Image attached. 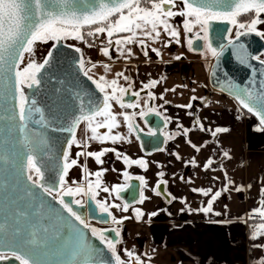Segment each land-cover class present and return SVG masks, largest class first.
I'll list each match as a JSON object with an SVG mask.
<instances>
[{
  "label": "crops",
  "instance_id": "crops-1",
  "mask_svg": "<svg viewBox=\"0 0 264 264\" xmlns=\"http://www.w3.org/2000/svg\"><path fill=\"white\" fill-rule=\"evenodd\" d=\"M169 23L180 32V43L165 46L171 37L162 31L158 40L146 39L147 56L144 55L145 47L138 43L123 45L122 51L112 45L106 56L101 49L107 46L66 38L68 43L81 49L84 70L93 80L104 76L110 81L122 72L129 79L118 78L119 85L127 87L131 84L133 91L140 92L134 101L139 102V108H121L112 102L114 112L138 114L141 108L146 112L151 106L168 119H165L163 129V147L148 153L143 151L135 131L129 132L122 117H118L119 127L113 129V134L119 133L124 139L116 142L89 140L91 133L82 122L79 126H83V133L78 144L69 150V159H77L78 163L69 169L65 179L87 189V173L106 169L101 177V188L96 189V200L121 205L110 211L117 219H122L121 224H112L120 231L116 252L125 262H129L127 251H132L141 257L143 264H256L264 257V248L254 245H264V236L253 240L251 235L254 226L264 221L258 216L250 219L249 214L264 200L261 192L264 189V131L256 130L260 126L258 120L233 97L209 85V64L203 59L205 56L189 49L179 19L171 18ZM257 29L264 31V27ZM128 48H131V55ZM153 48L160 54L153 52ZM177 56L181 58L177 60ZM261 57L264 59V52ZM152 80L159 83L143 89V85ZM149 91L154 99H149ZM189 103L191 108L182 107ZM197 122L204 125V131ZM137 124L149 131L144 123ZM184 128L189 129L186 135ZM216 128L228 131L213 137L211 132ZM192 145L200 150L196 151ZM105 148L115 149L102 156L107 162L114 163L113 166L101 167L94 157L86 154ZM225 151L228 157L223 155ZM77 152L85 154L77 157ZM116 153L120 154L119 158ZM124 156L130 160L143 159L147 167L126 165ZM209 159L213 163L205 169ZM124 172L129 176H142L146 181V186L140 183V192L146 199L141 203L139 197L128 205V211L122 210L125 203L115 193L102 191V187L111 189L114 185L127 183ZM89 179L94 185L95 176ZM161 180L167 181L164 186L168 199L154 191ZM194 188L212 191L204 196L192 191ZM237 188L242 190L236 191ZM217 191L221 195L213 202L212 211H198L207 206ZM137 208L143 214L139 219L134 211ZM153 213L156 215H151Z\"/></svg>",
  "mask_w": 264,
  "mask_h": 264
},
{
  "label": "snow or ice",
  "instance_id": "snow-or-ice-1",
  "mask_svg": "<svg viewBox=\"0 0 264 264\" xmlns=\"http://www.w3.org/2000/svg\"><path fill=\"white\" fill-rule=\"evenodd\" d=\"M178 0H0V78H6L9 82V92L14 89L13 98L16 101L15 107L18 112L14 111L8 119L19 120V131L26 133L28 128V121L31 120L33 113H39L40 119L36 121L37 124H43L47 126L49 121L44 115V110L37 106L36 99L29 100L25 89L36 88L42 84L45 72L48 66L52 62L53 50H49L46 57L42 61L37 62L35 59H31L34 56V45L37 42H47L48 40L55 41L56 44L66 38H73L76 40H85V34L82 29L85 26H93V30L87 32V36H96L101 33H106L108 37V46L103 47L101 51L104 55H109V48L112 45L117 47V50L122 51V46L126 44L138 43L141 47H145L147 40H158L163 31L171 40L165 42V46L175 42L180 43V32L177 27L170 24L169 20L176 16L184 17L183 28L186 33H193V30L199 28V31L195 33V38L207 39L209 28L213 22L227 21L230 24L236 26L237 39L242 35L249 33H255L257 36L264 38V31L257 29L258 24H264V19H261V14H264V0H179L182 4V8L178 11H174ZM147 5V6H142ZM254 13L252 18L248 22H238V17L242 14ZM112 17H116L115 20ZM245 30V31H241ZM231 32V28L228 29ZM203 32V37L200 33ZM123 34V35H121ZM116 35L115 40L112 37ZM87 42V41H85ZM231 43V41H229ZM56 44L53 45V49L56 48ZM189 49H193L194 39L189 37L187 40ZM91 47V45H89ZM212 55H219L215 48L208 46ZM157 55L159 50L156 48L151 49ZM222 50V48H221ZM75 51L79 53L80 48H75ZM129 55H131V48L127 49ZM25 54H28L30 58L25 64ZM123 54V52H122ZM144 55L147 56L148 52L145 47ZM181 57L177 56L179 60ZM254 59L258 60L260 64L264 65V60L260 59L257 55ZM21 65H24L21 67ZM79 66L84 69L85 61L83 58L79 60ZM95 67V65H93ZM107 65L105 68L107 69ZM88 79L92 80V77L88 75V71L84 72ZM117 79L106 80L104 76H100L99 80H93L95 87L100 93H103V99L98 104H93L91 100L88 105L85 106L83 100H81L80 115L76 116L70 126L66 129L71 133V139L67 141V147L70 150L74 144H78L76 140L75 130L81 122L86 124L87 129L91 135L89 140H96L100 142L112 141L116 142L124 139L119 133L113 134V129L119 127L118 117H122L127 123L129 132L136 129L134 125V117L136 113L129 114L128 112L116 113L113 111L112 102L119 104L121 108H139V102L125 103L123 96L128 93L132 85L129 84L127 88L120 86L118 78L122 77L124 80H128L129 77L125 76L122 72L117 73ZM159 83L157 80H152L148 84L143 85V89L149 87H155ZM108 89H111L109 92ZM142 89V90H143ZM244 93L243 98L241 95H237V99L240 104L243 105L250 113H254L259 117V127L257 131H264V95L253 96V93L247 90H240ZM132 96L139 98L140 92H132ZM149 99H154L152 92H148ZM162 98V97H161ZM192 99H195L193 97ZM167 103V101H165ZM147 104V101H145ZM191 108L192 104L189 103L186 106ZM87 108V110H85ZM154 108H148L147 113L141 108L138 113L139 116L144 117L148 113L154 112ZM3 119V117H0ZM166 120L168 118H165ZM198 123V122H197ZM201 131H204V125L199 124ZM106 129V132L101 133L100 129ZM189 129L184 128L183 132L186 135ZM228 131L226 128H216L211 132L215 137L217 133ZM155 135V133H151ZM169 139L172 137L169 136ZM25 143H30L25 135ZM196 151L200 149L196 145H192ZM115 152V149L105 148L100 152H87L90 157H94L97 163L102 164L101 157L106 152ZM83 152H77L76 156L80 157L84 155ZM119 158L120 154L116 153ZM223 155L228 157V152H224ZM179 158V157H177ZM126 165L138 164L143 168L147 167L146 161L143 159L130 160L127 156L123 157ZM77 159H69V151L63 152V163L60 169L59 175V188L58 192L59 203L62 205L71 217H74L76 221H79L84 228H89L90 225L86 223L85 219L78 214L72 207L71 203L64 200V196H74L76 194L83 193L90 196L92 201H95L100 213L107 214L111 217L114 224H121L122 219H117L112 215L110 208H121L120 204H109L107 201L96 200V189L101 188V177L103 171H97L95 173H87L85 179L87 180V190L81 186L75 188L65 187V177L68 175V171L74 165H77ZM195 164V160L192 161ZM213 161L209 159L205 163V169L209 168ZM27 169L29 174L27 180L33 185L41 188L48 195H52L55 190V186H46L44 181V172L41 167L37 166L36 157L33 155L27 156ZM95 176V182L89 179L91 176ZM126 180L131 179L127 172L123 174ZM162 177L163 173H159ZM227 175V174H225ZM141 185L146 186L144 177H136ZM167 181L161 180L157 183L154 191L157 195H161L160 184H166ZM231 183V181H229ZM129 187L127 183L121 185H114L111 189L109 187H102V191L105 193H115L117 197H120L121 193ZM251 187V185H249ZM227 190V187L224 189ZM241 188H237L236 191H241ZM194 192H200L204 196H208L212 191L211 189H192ZM264 195V189L261 190ZM221 195L220 191L215 192L207 202V206L198 211L209 213L212 211L213 202ZM146 199L143 192H140V202ZM72 203L81 205V200H74ZM128 204L125 203L122 206L123 211H128ZM95 211V210H94ZM137 213V219L143 215L140 209H134ZM219 215V213H216ZM151 215H156L155 213ZM258 216L264 221V200L260 202V206L253 209L249 214V218ZM123 219H127L124 217ZM106 222V221H105ZM2 228V225H0ZM33 231L30 233L31 239H25L24 236H18L14 245H5L8 252L0 251V261L14 259L19 264H36L34 256L37 253V248L31 247V245H38L41 242H46L44 237L41 236V232H47V229L37 228L33 226ZM19 231V230H17ZM77 235L79 239L83 240V233L78 229ZM107 229L91 228L93 236H98L100 241L106 244L107 248L111 250L112 255L115 258V264H125V261L116 252V245L120 243L119 240H113L107 238L105 233ZM116 236H120L118 228L112 229ZM264 236V222L254 226V230L251 235V239L256 240L259 237ZM256 248H264V245H254ZM81 250L86 253L83 257L85 264L90 258L87 253L91 249L87 245L81 244ZM129 257V264H143L141 257L135 255L132 251H127ZM256 264H264V257L258 259Z\"/></svg>",
  "mask_w": 264,
  "mask_h": 264
},
{
  "label": "water",
  "instance_id": "water-1",
  "mask_svg": "<svg viewBox=\"0 0 264 264\" xmlns=\"http://www.w3.org/2000/svg\"><path fill=\"white\" fill-rule=\"evenodd\" d=\"M230 26L229 22L222 21L219 27L209 28L208 46L215 48L219 55H213L209 64L208 83L213 89L233 97L250 113L240 104L237 95L243 98L244 93L240 92L242 89L253 93L254 97L264 95V65L254 59L259 55L260 59L264 60L261 58L264 52V38L255 33L242 35L238 39L235 34L229 38L227 33ZM54 44L55 41L48 48V51L53 50V58L42 84L38 90L25 89L29 100L36 99L37 106L44 110V115L49 121L47 126L37 124L40 114L33 113L31 120L27 122L26 133L19 131L18 117L16 120L8 119L14 111L18 112L13 98L14 89L10 93L7 79L0 78V117H3L0 119V251L7 253L5 245H14L18 236L31 239L30 233L34 230L33 226H36L47 229V232L40 234L46 242L31 245L38 249L34 256L36 264H85L83 257L86 253L81 250V244L91 249L87 253L90 258L86 264H115L111 250L98 236L91 233V222L106 226L111 224V217L100 213L90 196L82 193L84 197L81 205L72 203L76 195L64 196V200L71 203L73 209L90 225L89 228H84L59 203V175L63 152L67 150V141L71 139V133L66 129L71 121L80 115L81 100L85 106L90 100L93 104H98L104 94L95 87L93 79L90 80L84 75L85 70L79 66L81 53L75 51L77 47L66 39L56 44L55 49ZM201 49V45H194L192 50L199 52ZM135 98L132 96L124 101L132 102ZM250 114L259 122L258 116ZM142 119L149 131L143 130L133 122L143 151L148 153L162 148L165 141L164 117L154 111ZM153 132L155 135L151 134ZM25 135L30 143L24 142ZM28 155L36 157L37 166L44 172L45 185L55 186L52 195L27 180ZM130 177L131 179L127 180L129 187L120 195L128 205L135 203L140 197V181L136 176ZM160 191L166 199L169 198L164 184H160ZM114 228L110 225L101 229L108 230L105 233L107 238L118 240L119 237L112 231ZM77 229L83 233L82 241L77 235ZM0 264L19 262L9 259L0 261Z\"/></svg>",
  "mask_w": 264,
  "mask_h": 264
},
{
  "label": "flooded vegetation",
  "instance_id": "flooded-vegetation-1",
  "mask_svg": "<svg viewBox=\"0 0 264 264\" xmlns=\"http://www.w3.org/2000/svg\"><path fill=\"white\" fill-rule=\"evenodd\" d=\"M142 6H147V5H142ZM183 6H182V4H180L179 3V0H178V2H177V4H176V7H175V9H174V11H178V10H180L181 8H182ZM173 18H175V19H179L182 23H183V20H184V17H181V16H176V17H173ZM239 18V17H238ZM237 18V19H238ZM221 22L222 21H218V22H213L212 24H211V28H213V27H219V25L221 24ZM241 22H243V21H241ZM230 28H231V32H229L228 31V33H227V37H232V36H234L235 34H236V32H233V29L235 28V26L234 25H232L231 24V26H230ZM184 29V28H183ZM197 31H199V28H196V29H194L193 30V33H186L185 31H184V34H185V39H186V42H187V40H188V38L189 37H192L193 39H194V45H201V47H202V49L199 51V52H197V53H203V54H206V55H212V53H211V51L209 50V47H208V36H209V32H208V36H207V39H196L195 38V33L197 32ZM237 31V30H236ZM233 32V33H232ZM103 35H106V33H103ZM200 35H201V37H203V32H201L200 33ZM107 36V35H106ZM188 45V44H187ZM190 50H192V49H190ZM193 51V50H192ZM195 52V51H194ZM213 56V55H212ZM210 64V63H209ZM125 88H127V87H125ZM132 92H135V91H133L132 90V87H131V89H129V91H128V93L127 94H125L124 96H123V99H129V98H131L132 97V95H131V93ZM137 98V97H136ZM135 98V99H136ZM135 99L132 101V102H134L135 101ZM125 103H128V102H125ZM149 108H152L151 106H149ZM147 112V111H146ZM134 122L135 123H144L143 122V119H142V117L141 116H139L138 114L137 115H135V117H134ZM145 125V124H144ZM128 182V181H127ZM75 200H83V194L81 193V194H76V196H75ZM111 226H114L115 228H117L115 225H113L112 224V222H111V224H110ZM110 225H106V226H110ZM91 226H92V228L94 227V228H97V229H101V228H104V227H106V226H101V225H99V224H96V223H93V222H91ZM118 240H120V236H119V239ZM118 244V243H117Z\"/></svg>",
  "mask_w": 264,
  "mask_h": 264
},
{
  "label": "rangeland",
  "instance_id": "rangeland-1",
  "mask_svg": "<svg viewBox=\"0 0 264 264\" xmlns=\"http://www.w3.org/2000/svg\"><path fill=\"white\" fill-rule=\"evenodd\" d=\"M113 20H115L116 19V17H113L112 18ZM261 19H264V14H261ZM256 27H258V28H260V27H264V24H258ZM236 26H235V28L233 29V32H236ZM232 32V33H233ZM107 38V36L105 35V36H101V34H99V36L96 38V40H95V42L96 43H98L99 44V42H100V40H102V39H106ZM69 40L70 39H72V38H68ZM54 41H52V40H48L47 42H37L35 45H34V56L33 57H31V59H35L37 62H40V61H42V59L44 58V56H45V54L47 53V51H48V48H49V46L53 43ZM201 55L202 56H205V58H203V59H205V60H207L206 61V63H210V61L212 60V58H213V56L212 55H206V54H203V53H201ZM262 58V57H261ZM30 58L28 57V54H25V64L28 62V60H29ZM24 65H21V67H23ZM83 126L81 125V126H79L78 127V129H77V131H76V140L78 141V139L81 137V135H82V133H83ZM73 146H75V144L73 145ZM72 146V147H73ZM68 151H69V149H68ZM101 160L103 161V163L101 164V167L102 166H106L107 167V165L108 166H113L114 165V163H110V162H107L103 157H101ZM66 180V185H65V187H72V188H75V187H77V186H79V185H77V184H71L68 180H67V178L65 179ZM83 197H84V195H83Z\"/></svg>",
  "mask_w": 264,
  "mask_h": 264
},
{
  "label": "trees",
  "instance_id": "trees-1",
  "mask_svg": "<svg viewBox=\"0 0 264 264\" xmlns=\"http://www.w3.org/2000/svg\"><path fill=\"white\" fill-rule=\"evenodd\" d=\"M253 15H254V13L242 14V15L239 16L238 22H241V21L248 22L252 18ZM94 27H96V25H93V26H85L82 29V32L85 34V41H87L88 43H94L95 42V39L99 36V34L96 35V36H87V32L93 30ZM115 36L116 35H114L113 37H115ZM99 45L108 46V37L106 39L100 40ZM125 264H129V262H125Z\"/></svg>",
  "mask_w": 264,
  "mask_h": 264
},
{
  "label": "built area",
  "instance_id": "built-area-1",
  "mask_svg": "<svg viewBox=\"0 0 264 264\" xmlns=\"http://www.w3.org/2000/svg\"><path fill=\"white\" fill-rule=\"evenodd\" d=\"M101 36H102V37L104 36L103 33H101Z\"/></svg>",
  "mask_w": 264,
  "mask_h": 264
}]
</instances>
